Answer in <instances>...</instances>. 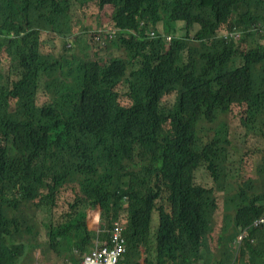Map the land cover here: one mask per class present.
Returning <instances> with one entry per match:
<instances>
[{
    "label": "trees",
    "instance_id": "1",
    "mask_svg": "<svg viewBox=\"0 0 264 264\" xmlns=\"http://www.w3.org/2000/svg\"><path fill=\"white\" fill-rule=\"evenodd\" d=\"M107 6L109 27L72 38L78 15L100 25ZM163 20L184 21L185 34L159 31ZM43 32L64 40L59 55L42 52ZM103 44L126 57L92 58ZM221 113L248 134L264 126V0H0V264L29 253L27 205L52 210L47 249L58 260L82 259L119 219L128 264H209L231 140L226 129L203 141L199 125ZM202 167L214 186L197 182ZM249 189L225 197L235 214L221 228L234 229L223 264H264V224L254 226L264 191ZM89 208L102 210L99 231Z\"/></svg>",
    "mask_w": 264,
    "mask_h": 264
},
{
    "label": "rangeland",
    "instance_id": "2",
    "mask_svg": "<svg viewBox=\"0 0 264 264\" xmlns=\"http://www.w3.org/2000/svg\"><path fill=\"white\" fill-rule=\"evenodd\" d=\"M112 9V6H107L102 13H99L100 25L96 23V18H93L92 15H90V10L80 16L74 12L76 16L78 15V18H75L73 21L74 34H71L72 38L75 34L83 31V28L95 30L97 28L101 29L103 26L106 28L109 27V17ZM173 25L174 26L166 28V21L163 20L157 28L159 31L167 30L172 35L175 34L176 36H183L185 34L186 29L184 21H175ZM175 26H177L176 29ZM195 31L196 29L193 27L190 34L193 35ZM63 46L64 40L61 37L55 36L51 32H43V53H47L48 56H51L52 53L55 57V54L59 55L62 52ZM79 51L80 50L78 49L77 54H80ZM111 52L112 54L126 57L125 50L113 46H110V48L107 49L104 47V44L97 49L91 48L90 56L92 58H107ZM46 100L47 98L45 96H39L40 104L44 103ZM261 125L262 123L255 125L258 128L254 135L248 134L247 129L249 128L242 126L237 116L229 113H221L216 120L212 122L202 121L199 125V136L203 141L218 138L220 134L226 131V129L229 130L228 138L231 140V144L227 145L230 154L229 159L227 160L226 158L225 160L224 157H221L220 159L221 167L226 169V166H228V169L227 177H224V180L220 182V191H215L219 207L218 212L214 217V234L211 235V241H209V252H211L208 253L207 256V259L210 261L209 264H223V262L226 261L225 258L229 257V255L227 256V254L224 253V250L227 248L231 253V247L233 245V241L229 235L234 232V229L231 228L228 233H223L221 231L222 226L227 222L226 214L228 213L230 217L235 214V212L225 208L229 206L227 198H225L226 195L229 198H232L236 192L238 193L240 188L247 189L249 186H253V190L249 189L247 191L248 195H251L253 192L255 194H261L264 191L263 179L259 176V165L262 163L264 157V126ZM231 168L232 171L229 175V170ZM196 180L198 183L206 186H214L215 183L213 179H211L209 172L203 167L197 170ZM231 204L235 205L236 202H231ZM89 210L93 213L91 224L93 225L94 221H96V226L93 225V229L97 231L101 230L103 218L101 217L100 219V214L102 215V210L100 208H89ZM23 211L29 219L28 222L32 231L30 233H25L22 237L25 243L30 247L29 253L22 264H65V260L62 261L52 258V253L48 252L47 249L48 230L52 219V210L46 208L45 211H42L37 207L27 205ZM13 214L16 216L21 215L19 210L14 211ZM158 223L159 216L155 214L153 224L156 225ZM228 223L230 222L228 221ZM220 236H222V239ZM100 242H102V239ZM72 259L78 261L80 258L78 256H72ZM242 263L243 262L241 261L237 264Z\"/></svg>",
    "mask_w": 264,
    "mask_h": 264
},
{
    "label": "built area",
    "instance_id": "3",
    "mask_svg": "<svg viewBox=\"0 0 264 264\" xmlns=\"http://www.w3.org/2000/svg\"><path fill=\"white\" fill-rule=\"evenodd\" d=\"M220 34L225 37H238L236 31H231L230 33L225 30H219ZM99 34V33H98ZM95 35V38L98 36ZM150 35H156L155 31H150ZM168 41L171 40V36H166ZM264 224V217L258 219L254 226L258 227ZM110 231L109 239L103 244H98L96 249L89 252L84 256L78 264H128L125 256L128 250V238L126 235V226L120 220H116L113 223ZM247 238L246 231L242 233L239 237L238 244L241 245L243 241ZM67 264H76L74 261H68Z\"/></svg>",
    "mask_w": 264,
    "mask_h": 264
},
{
    "label": "crops",
    "instance_id": "4",
    "mask_svg": "<svg viewBox=\"0 0 264 264\" xmlns=\"http://www.w3.org/2000/svg\"><path fill=\"white\" fill-rule=\"evenodd\" d=\"M92 216H93V213L91 212V210H89V214H88V225L91 229H93L94 226H96V221H94V226L91 224V220H92ZM102 215L100 214V219H101ZM100 221V220H99ZM98 223V222H97ZM94 230V229H93ZM108 239L106 240H103V241H107ZM68 259H71V256H66V260L67 261ZM74 262H77L75 259H72Z\"/></svg>",
    "mask_w": 264,
    "mask_h": 264
},
{
    "label": "clouds",
    "instance_id": "5",
    "mask_svg": "<svg viewBox=\"0 0 264 264\" xmlns=\"http://www.w3.org/2000/svg\"><path fill=\"white\" fill-rule=\"evenodd\" d=\"M184 23H185V22H184ZM150 31H155V33H156V30H155V29L149 28L147 34H149ZM150 36H152V35H150ZM154 36H156V35H154ZM166 36H168V35H165V34H164V38H165V39H166ZM170 36H171V35H170ZM171 39H172V36H171ZM166 42H170V41H168V40L166 39ZM118 220H119V219H118ZM104 242H106V241H103V240H102V242L99 241V242L97 243V245H98V244H103ZM96 247H97V246H96ZM95 249H96V248H95ZM95 249H94V250H95ZM92 251H93V250H92ZM90 252H91V251H90ZM88 253H89V252H88ZM88 253H86V254H88ZM86 254H85V255H86ZM85 255H84V256H85ZM83 258H84V257H83ZM83 258H82V259H83ZM82 259H79V260H78L77 262H75V263L78 264V263L80 262V260H82ZM68 261H73V260H72V259H68V260L65 262V264H67Z\"/></svg>",
    "mask_w": 264,
    "mask_h": 264
}]
</instances>
